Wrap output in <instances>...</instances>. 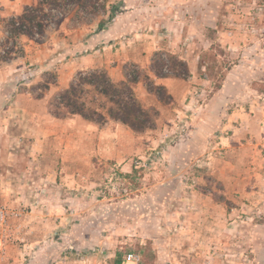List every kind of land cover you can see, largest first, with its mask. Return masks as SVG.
<instances>
[{
	"label": "rangeland",
	"instance_id": "obj_1",
	"mask_svg": "<svg viewBox=\"0 0 264 264\" xmlns=\"http://www.w3.org/2000/svg\"><path fill=\"white\" fill-rule=\"evenodd\" d=\"M37 2L0 0V264H264V0H46L43 30L12 36ZM92 70L166 92L136 86L152 127L105 157L48 122Z\"/></svg>",
	"mask_w": 264,
	"mask_h": 264
},
{
	"label": "trees",
	"instance_id": "obj_2",
	"mask_svg": "<svg viewBox=\"0 0 264 264\" xmlns=\"http://www.w3.org/2000/svg\"><path fill=\"white\" fill-rule=\"evenodd\" d=\"M46 0H38L34 7H26L22 14L8 21L12 36H29L35 31H42L41 13ZM82 8L92 5V0H75ZM91 7V6H90ZM98 29H102L99 23ZM158 58L157 54H155ZM159 55V54H158ZM155 58L152 60L156 67ZM179 66L183 62L174 60ZM156 78L166 76L159 75L154 70ZM179 75V74H178ZM146 80V89L150 94H155L163 100L166 95L165 88L151 82L146 76L143 80L139 75L124 74V80L114 82L105 71L92 70L80 72L67 88L58 92L49 102L50 116L56 119H64L66 116L76 115L85 121L103 125L106 120L119 123L133 133L140 134L151 129L154 116L147 110L135 95L136 84ZM46 85L44 89H47ZM101 101V105L98 102ZM103 101V102H102ZM117 264V263H115ZM119 264V263H118Z\"/></svg>",
	"mask_w": 264,
	"mask_h": 264
},
{
	"label": "crops",
	"instance_id": "obj_3",
	"mask_svg": "<svg viewBox=\"0 0 264 264\" xmlns=\"http://www.w3.org/2000/svg\"><path fill=\"white\" fill-rule=\"evenodd\" d=\"M138 18H139V20L137 21V25L140 27L142 26L141 25L142 21H143V26H144L145 22L151 21L150 19H148L149 17L145 18V16H143V15H141ZM108 76H109V74H108ZM119 80H124V76L121 77ZM139 84L140 83L135 85L134 91H136V86L138 87ZM170 85L171 84H169V86ZM235 113H239V109L232 111V114H235ZM70 116L71 117H66L64 119H56V118H53L50 115H48V122L52 123L54 125H57V126H64V127H69L71 124H76V125L78 124V125H81V128H83L84 130H96V132L99 136L98 146L101 148V151H102L104 157L108 156L109 153H111V149L113 147L112 145L117 138L116 133H118L122 129H125V126H123L119 123L113 122L111 120H106V122L103 125H98V124L93 123V122L85 121L81 117L76 116V115H70ZM108 145H110V146H108ZM35 257H36V253H34V254L31 253L30 264H36L37 263L36 260H38V259Z\"/></svg>",
	"mask_w": 264,
	"mask_h": 264
},
{
	"label": "built area",
	"instance_id": "obj_4",
	"mask_svg": "<svg viewBox=\"0 0 264 264\" xmlns=\"http://www.w3.org/2000/svg\"><path fill=\"white\" fill-rule=\"evenodd\" d=\"M7 212L3 207H0V244L3 243V240L7 233ZM140 258L137 254L129 252L124 256V264H138Z\"/></svg>",
	"mask_w": 264,
	"mask_h": 264
}]
</instances>
